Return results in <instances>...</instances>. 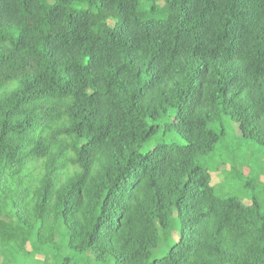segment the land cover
Segmentation results:
<instances>
[{
    "label": "trees",
    "instance_id": "obj_1",
    "mask_svg": "<svg viewBox=\"0 0 264 264\" xmlns=\"http://www.w3.org/2000/svg\"><path fill=\"white\" fill-rule=\"evenodd\" d=\"M228 121L264 146V0H0V264H264Z\"/></svg>",
    "mask_w": 264,
    "mask_h": 264
},
{
    "label": "rangeland",
    "instance_id": "obj_2",
    "mask_svg": "<svg viewBox=\"0 0 264 264\" xmlns=\"http://www.w3.org/2000/svg\"><path fill=\"white\" fill-rule=\"evenodd\" d=\"M225 136L217 146L214 153L203 159V163L211 170L212 185L221 196L236 195L243 198L245 204H250L249 197L255 191L261 199H264V146L253 142L244 141L237 123L231 121L225 124ZM183 145L184 140L178 134L164 133L162 129L144 148L145 152L158 142ZM237 172L231 173V168ZM256 181L253 189L246 186L249 181ZM175 231L176 239L180 237L179 223ZM169 246L162 242L153 252V258H162L168 254ZM70 257L69 264H115L96 262L94 257L86 254L67 252ZM40 260V261H39ZM27 264H53L51 258L47 261L40 256L38 261H30ZM55 264V263H54Z\"/></svg>",
    "mask_w": 264,
    "mask_h": 264
}]
</instances>
